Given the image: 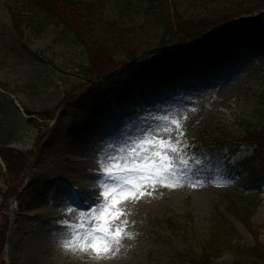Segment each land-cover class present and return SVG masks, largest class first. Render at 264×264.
Returning <instances> with one entry per match:
<instances>
[{"label": "rangeland", "instance_id": "374dc122", "mask_svg": "<svg viewBox=\"0 0 264 264\" xmlns=\"http://www.w3.org/2000/svg\"><path fill=\"white\" fill-rule=\"evenodd\" d=\"M77 1L99 3L105 20L130 28H142L146 23L145 10L150 2ZM199 1L212 4L214 0ZM166 3L170 17L176 13L201 20L206 17L202 12L194 14L191 0H167ZM244 3L246 8L251 5L262 8L254 10L249 21H234L194 41L190 47L152 48L149 55L140 59L133 75L125 74L120 66L115 68L112 77L88 82L87 53L56 21L43 14L39 16L40 22L32 21L18 14L17 0H0V145L14 146L21 151L25 165L24 181L21 183V177L13 184L7 182L4 163L0 162V264H181L187 254L200 252L205 247L214 218L218 216L225 217L237 228L242 242L254 244V237L229 210L230 198L244 196L242 190L246 187L242 188L238 178L227 175L222 160L232 144L235 148L243 146L238 157L247 156L251 146L241 142L247 136L243 120L254 126L264 119V0H222L218 9L232 10ZM69 20L74 24V20ZM161 36V27L151 26L141 33V41L159 45ZM216 72L221 77L227 76V82L218 85L221 80L214 79ZM152 74L160 75V79L154 81ZM187 80L191 83L185 88ZM145 88L151 89V95L149 92L145 98L135 96L139 89ZM150 96V103L145 104ZM173 99L172 109H164ZM103 105L108 108L104 112L106 116L97 109ZM65 107L71 108L74 115H85L82 122L78 121L83 127L81 135L84 130L96 132V125L99 127L107 120L98 133L99 142H89L99 150L91 154L92 170L102 182L107 177L101 175L100 161L113 152V146L119 149L125 145L128 136L138 128H155L164 123L158 119L162 116L179 118L183 124V139L189 145L185 155L190 161L182 166L186 173L180 177L182 186L157 184L147 188L151 195L125 202L126 215L119 223L122 225L126 219L127 231L133 235L125 236L115 255L97 258L91 250L72 251L62 247L72 237L61 221L80 223L83 219L85 228L96 223L92 209L101 203L92 199L94 196H85L87 200L81 199V204L75 207L63 200L64 196L52 185L44 192V178L34 182L40 172L38 151L50 145L52 128ZM25 110L38 114L36 121L30 122ZM215 133L225 141L222 145L221 141L212 139ZM68 137L74 138V134L69 133ZM82 156L77 153L73 158ZM59 165L62 167L65 163ZM194 183L198 186L192 187ZM19 184L17 199L10 205L9 192H5ZM26 190L41 197L38 205L42 208L32 212L28 208L25 211L34 216L24 213V219L23 213L20 215L23 209L18 196ZM54 194L60 196L54 198ZM259 201L252 222L264 245V188ZM66 205L73 207L72 214H66ZM80 213L84 214L83 218ZM36 227L43 228L42 232L52 240L50 243L55 249L54 257L39 256L38 263L29 259L26 252L33 239L31 230ZM222 261L231 264L233 258L226 255Z\"/></svg>", "mask_w": 264, "mask_h": 264}, {"label": "trees", "instance_id": "16d2710c", "mask_svg": "<svg viewBox=\"0 0 264 264\" xmlns=\"http://www.w3.org/2000/svg\"><path fill=\"white\" fill-rule=\"evenodd\" d=\"M166 2L167 0H150L145 10L146 23L142 28H130L118 22L105 20L99 3H84L77 0H17V9L18 14L25 15L32 21L40 22L39 16L43 14L56 21L65 33L71 35L75 43L88 55L90 68L87 70L89 76L86 80L92 82L94 79L111 77L116 71L115 68L120 66L124 71L132 70L152 48L190 44L193 40L205 36L210 30L262 8L256 5L246 8L247 4L244 3L242 7L221 11L218 7L222 6V0H214L212 4L191 0V5L195 7L194 14L202 12L206 16L201 20L180 13L170 17ZM209 6L215 9L210 10ZM69 19L74 20V24ZM151 26L161 27L159 45H151L152 43L147 45L141 41L143 40L141 33ZM115 56L120 58L117 59ZM26 114L31 117L30 122L36 121L33 117L38 114L29 110H26ZM39 116L45 118L43 115ZM243 124L247 136L241 142L249 143L253 149L246 158H235L240 147L229 145V158H225L228 169L233 174L244 175L246 186L244 196L230 198L229 210L254 237V244L249 246L242 242V235L237 228L225 217L218 216L214 218L210 238L205 247L200 252L187 254L182 258L181 264H227L222 262L226 255L233 258L231 264H264V245L259 240L257 226L252 222L253 213L260 206L264 178V119L254 126L247 120H243ZM213 137L215 142L221 141V145L225 142L216 133ZM0 158L6 164L7 182L17 183L24 173L25 166L22 164L21 151L10 146H0Z\"/></svg>", "mask_w": 264, "mask_h": 264}, {"label": "snow or ice", "instance_id": "6c2138e0", "mask_svg": "<svg viewBox=\"0 0 264 264\" xmlns=\"http://www.w3.org/2000/svg\"><path fill=\"white\" fill-rule=\"evenodd\" d=\"M158 119L164 123L155 128H138L136 133L128 136L125 145L119 149L113 146V152L100 161L101 175L112 183L104 181L97 189L98 192L103 190L104 199L98 208L92 209V219L96 223L85 228L83 219L80 223H71L67 219L61 221L70 230L72 237L64 241L62 247L72 251L91 250L97 258L107 254L115 255L125 236L133 235L127 231L126 219L122 225L119 223L121 217L126 215L125 202L138 201L146 194L151 195L147 188H154L157 184L182 186L180 177L186 175L182 166L190 161L185 155L189 145L183 139V124L179 118L162 116ZM191 186L197 187L198 184ZM65 210L66 214L74 212L73 207L67 205ZM83 215L80 213L81 218Z\"/></svg>", "mask_w": 264, "mask_h": 264}, {"label": "bare ground", "instance_id": "6f19581e", "mask_svg": "<svg viewBox=\"0 0 264 264\" xmlns=\"http://www.w3.org/2000/svg\"><path fill=\"white\" fill-rule=\"evenodd\" d=\"M217 73L218 72H216L214 79L217 81L221 80L217 83L218 85L227 82V76L221 77ZM152 76L155 79L154 81L160 79V75L152 74L151 77ZM163 87L164 89L166 88V86ZM149 92L150 94L152 92L149 88H145L144 91L139 89L135 96L143 95L142 98H145ZM97 109H101L104 114L108 108L106 105H103L102 108ZM63 111L64 112L61 115L60 120L56 122L52 128L51 137L48 141L50 145L44 146L38 151L37 167H40V172L35 176L34 182H37L40 177L44 178V192H47V187L52 185L56 187L58 192L64 196L63 200L75 207L81 204V199L87 200V197L85 196H94L92 199L102 203L104 198L100 196L101 192L97 191L99 184L102 183V180L98 178L92 170L93 161L91 159V154H95L93 151L97 153L99 150H97L96 145L93 143V145H90L89 142H99L98 133L105 126L107 120H105V124H101L99 127L96 125V132L87 133L84 130V133L81 135L83 127L81 125L82 123L80 124L79 122L85 118V115H74L73 110L68 107H65ZM65 115L67 117H62ZM104 115L106 116L107 113ZM69 133L74 134V138H69ZM86 143H89V145ZM77 153L83 154V156L79 159H74L73 156ZM60 162H64L65 165L61 167L59 165ZM24 177L25 174L22 176L21 183L24 181ZM20 184L12 186L11 190L5 192H9L11 205L14 204L15 199H17L16 196L18 194ZM54 195V198L60 196L58 194ZM40 198V196H35L33 192H28L27 190L22 192V194H19L18 202L20 203L21 210L23 209L20 212V215L23 213L21 216L24 217V219V213L25 215L29 214L30 216H34L33 214L25 211L28 208H32L30 212L37 211L39 208H42V205H38L41 200ZM4 204L7 205L6 202ZM31 231L33 233V239L29 245L30 250L26 251L28 258L38 263L39 256L44 257L47 254L50 258L54 257L55 249L50 243L52 240L42 232L43 228L36 227Z\"/></svg>", "mask_w": 264, "mask_h": 264}]
</instances>
